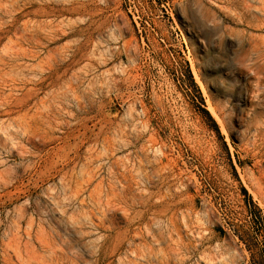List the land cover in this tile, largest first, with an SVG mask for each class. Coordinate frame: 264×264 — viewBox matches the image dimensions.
I'll return each instance as SVG.
<instances>
[{"label":"rangeland","instance_id":"obj_1","mask_svg":"<svg viewBox=\"0 0 264 264\" xmlns=\"http://www.w3.org/2000/svg\"><path fill=\"white\" fill-rule=\"evenodd\" d=\"M263 75L264 0H0V264H253Z\"/></svg>","mask_w":264,"mask_h":264},{"label":"trees","instance_id":"obj_2","mask_svg":"<svg viewBox=\"0 0 264 264\" xmlns=\"http://www.w3.org/2000/svg\"><path fill=\"white\" fill-rule=\"evenodd\" d=\"M244 192L247 194L245 188H243ZM250 221L252 222V227L256 230V237L259 239L261 237L260 243L262 247L257 250V246L255 248L250 247L252 249V261L253 264H264V259L262 258V253H264V216L261 215L260 210L256 211V213H252L250 217ZM253 237H255L253 235Z\"/></svg>","mask_w":264,"mask_h":264},{"label":"bare ground","instance_id":"obj_3","mask_svg":"<svg viewBox=\"0 0 264 264\" xmlns=\"http://www.w3.org/2000/svg\"><path fill=\"white\" fill-rule=\"evenodd\" d=\"M257 47V46H256ZM258 48V47H257ZM259 67V66H258ZM264 76V75H263ZM134 222V221H133ZM28 232V231H27ZM27 264H29V263H27Z\"/></svg>","mask_w":264,"mask_h":264}]
</instances>
